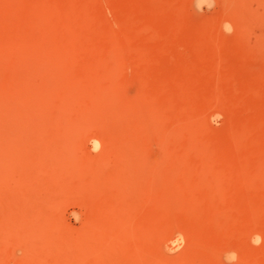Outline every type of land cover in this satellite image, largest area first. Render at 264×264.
Here are the masks:
<instances>
[{
  "label": "rangeland",
  "instance_id": "374dc122",
  "mask_svg": "<svg viewBox=\"0 0 264 264\" xmlns=\"http://www.w3.org/2000/svg\"><path fill=\"white\" fill-rule=\"evenodd\" d=\"M0 264H264V0H0Z\"/></svg>",
  "mask_w": 264,
  "mask_h": 264
},
{
  "label": "bare ground",
  "instance_id": "6f19581e",
  "mask_svg": "<svg viewBox=\"0 0 264 264\" xmlns=\"http://www.w3.org/2000/svg\"><path fill=\"white\" fill-rule=\"evenodd\" d=\"M59 25V24H58ZM81 26V25H80ZM52 32V31H51ZM87 46V45H86ZM85 55V54H84ZM96 60V59H95ZM64 67V66H63ZM86 67V66H85ZM64 69H65V67H64ZM94 70V69H93ZM108 70V69H107ZM109 72V71H108ZM110 73V72H109ZM92 74V73H91ZM63 75V74H62ZM92 79V78H91ZM80 80V79H79ZM80 83V82H79ZM109 83V82H108ZM91 84V83H90ZM113 84V83H112ZM89 85V84H88ZM104 85V84H103ZM115 86V85H114ZM126 86V85H125ZM59 88V87H58ZM80 88V87H79ZM76 89V88H75ZM113 90V89H112ZM74 91V90H73ZM60 92V91H59ZM95 92V91H94ZM111 92V91H110ZM117 92V91H116ZM33 94V93H32ZM105 95V94H104ZM33 96V95H32ZM76 96V95H75ZM75 98V97H74ZM87 98V97H86ZM73 99V98H72ZM91 99V98H90ZM89 102V101H88ZM127 104V103H126ZM89 105V104H88ZM124 105V104H123ZM39 106V105H38ZM71 106V105H70ZM101 107V106H100ZM136 107V106H135ZM80 108V107H79ZM118 110V109H117ZM82 111V110H81ZM94 111V110H93ZM90 112V111H89ZM89 112H88V114H89ZM103 112V111H102ZM71 114V113H70ZM99 114V113H98ZM102 114V113H101ZM112 114V113H111ZM108 115V114H107ZM115 115H116V113H115ZM109 116H111L112 117V115H109ZM120 116V115H119ZM106 117V116H105ZM82 118V117H81ZM100 118V117H99ZM124 118V117H123ZM101 119V118H100ZM113 119V118H112ZM119 119V118H118ZM89 120H91V119H89ZM98 120V119H97ZM116 120V119H115ZM117 122H118V120H116ZM91 122V121H90ZM107 122V121H106ZM104 123H105V121H104ZM108 123V122H107ZM127 123V122H126ZM80 125V124H79ZM82 125H83V123H82ZM128 125V124H127ZM59 126V125H58ZM112 126V125H111ZM114 126V125H113ZM122 127V126H121ZM82 128H84V127H82ZM41 129V128H40ZM112 129H114V128H112ZM84 130V129H83ZM66 131V130H65ZM189 149V148H188ZM187 149V150H188ZM199 150V149H198ZM214 158V157H213ZM211 167V166H210ZM217 180V179H216Z\"/></svg>",
  "mask_w": 264,
  "mask_h": 264
}]
</instances>
